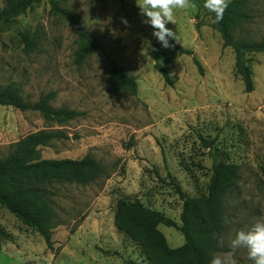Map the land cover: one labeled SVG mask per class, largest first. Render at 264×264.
Wrapping results in <instances>:
<instances>
[{
	"label": "rangeland",
	"instance_id": "obj_1",
	"mask_svg": "<svg viewBox=\"0 0 264 264\" xmlns=\"http://www.w3.org/2000/svg\"><path fill=\"white\" fill-rule=\"evenodd\" d=\"M94 32L108 57L134 76L138 94H109L110 62L102 55L75 63L77 36L42 0L18 18L0 24V86L15 83L27 99L56 92L53 106L81 116L63 126L40 113L0 104V158L23 137L39 130H61L70 137L42 148L44 159L91 155L109 176L86 185L55 186L53 248L39 232L0 204V264H150L142 247L115 224L121 199L140 201L181 224L184 200L200 203L209 194L213 158L202 138L213 141L219 159L238 167L224 197L222 245L264 217V53L250 55L255 90L245 91L235 73V54L224 47L211 16L198 7L177 10L178 44L183 55L161 45V62L173 79L166 84L156 69L154 29L143 23L136 0H57ZM231 1V0H229ZM253 19L236 35L264 39V0H252ZM0 0V10L5 6ZM199 16V17H198ZM126 20L127 24L123 21ZM199 26V27H198ZM21 33L35 36L41 52L27 54ZM170 248L184 245L173 227L159 226ZM221 243V242H220ZM237 264H253L245 248Z\"/></svg>",
	"mask_w": 264,
	"mask_h": 264
},
{
	"label": "trees",
	"instance_id": "obj_2",
	"mask_svg": "<svg viewBox=\"0 0 264 264\" xmlns=\"http://www.w3.org/2000/svg\"><path fill=\"white\" fill-rule=\"evenodd\" d=\"M42 0H5L0 10V24L9 23L23 14L26 9L38 5ZM199 10L212 18L213 28L221 34L224 47H230L235 54V73L245 85V91L255 90L250 55L264 53V39L254 41L246 35H236L253 19L252 0H231L223 20L215 21V14L207 11L205 0H192ZM51 13L66 21L77 36L75 63L84 64L95 55L105 56L110 62L108 78L109 94L116 97L121 93L138 94L134 76L108 57L107 51L96 34L89 29L72 10L63 7L59 1L50 0ZM199 17V16H198ZM199 27V26H198ZM24 52H41L35 36L21 33ZM172 47L183 55L194 56L195 64L202 72V65L192 50L170 39ZM161 44L155 43L156 69L166 84L173 85V79L161 62ZM56 92L40 96L36 101L27 99L19 86L10 83L0 86V104L11 106L20 112L40 113L50 124L63 126L81 116V113L66 107H54ZM69 135L61 130H39L20 139L12 151L0 158V204L5 206L23 224L33 228L44 238L47 246L53 248V229L56 227L55 186L65 184L86 185L109 176L110 170L91 155L82 159H44L42 148L54 141L68 140ZM213 158L209 194L200 203L186 199L181 187L175 184L184 200L181 224L160 211L145 207L140 201L121 199L117 205L115 224L117 228L132 237L142 247L150 264H210L214 254L225 251L220 243L224 226V197L230 191L238 175V167L221 161L212 151L213 141L202 138ZM164 225L179 230L185 243L179 248H170L167 239L159 230ZM1 233V229H0Z\"/></svg>",
	"mask_w": 264,
	"mask_h": 264
},
{
	"label": "clouds",
	"instance_id": "obj_3",
	"mask_svg": "<svg viewBox=\"0 0 264 264\" xmlns=\"http://www.w3.org/2000/svg\"><path fill=\"white\" fill-rule=\"evenodd\" d=\"M136 6L140 15L145 17L143 23L151 26L153 36L165 48L172 47L170 39L177 40L178 36L167 28L168 23L175 25V13L177 10H189L197 7L192 0H136ZM203 7L215 14V21L221 22L224 13L229 7V0H205ZM127 24V21H123ZM223 243L222 238H219ZM230 250L223 254H214L210 264H237L234 258L240 248H245L248 258L253 264H264V217L256 222L250 230L239 231L230 241Z\"/></svg>",
	"mask_w": 264,
	"mask_h": 264
}]
</instances>
